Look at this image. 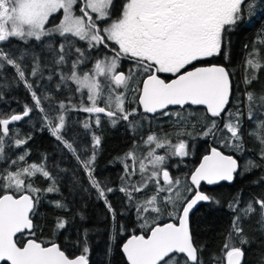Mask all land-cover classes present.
<instances>
[{
  "label": "snow or ice",
  "instance_id": "1",
  "mask_svg": "<svg viewBox=\"0 0 264 264\" xmlns=\"http://www.w3.org/2000/svg\"><path fill=\"white\" fill-rule=\"evenodd\" d=\"M246 3L247 0H127L119 16L111 19L113 0H0V45L10 42L11 38L27 41L28 38L34 37L35 40L40 41L42 37L58 33L64 37V43L60 44L57 64L65 62L68 54L65 49L73 46L68 39L69 36L86 41L89 48L98 46L110 48L113 52L111 57L97 59L92 70L83 74H80L77 69L83 63L84 53L80 48H76L75 51L79 56L72 62L71 74H61L62 82L71 80L77 85L76 91L87 90L91 106H82V111L104 113L112 119L113 125L116 124L117 119L122 118L128 121L130 116L135 114L136 109L129 112L124 108L125 93L116 91L121 88L131 89L138 94L137 102L146 113H156L169 105L182 107L188 104L203 105L211 118L203 135L214 138L217 135L223 136L222 143L225 146L239 149L242 140L240 120L242 114L239 109L232 111L226 108L230 96L228 72L224 67L215 65L196 67L190 71L187 67L195 61L220 53L223 33L241 20ZM77 6L79 14L76 13ZM252 6L248 4L249 9ZM61 10L63 15L59 23L54 27H46L50 23V18ZM108 20L111 22L108 23ZM25 55L26 53H21L19 57H15L14 54L0 47V68H3L5 63L15 68L19 80L23 81L25 87L31 92L36 107L43 111L41 97L33 91V85L27 80L25 71L19 63ZM122 57L133 62L135 71L130 69L128 74L117 71ZM246 65L257 71L264 67V63L260 62L258 49L254 48L249 53ZM38 71L37 61L31 74L36 76ZM160 73H171L175 78L162 79ZM141 75H143L142 80L138 79ZM99 77L108 81L110 88L106 107L97 105L103 88ZM255 78V76L251 79L246 77L245 83L251 84L252 79ZM133 83L136 85L135 88L131 87ZM246 99L249 104L248 118L251 120L254 118L252 105L256 102V97L253 92L248 91ZM259 102L261 106H264V96L259 98ZM59 107L64 109V103L61 102ZM31 110L26 105L22 115L13 114L8 118H0V130L3 132V135H0V158L3 155L4 137L9 133L8 125L13 121L21 120L23 116H28ZM225 113L226 117L223 115ZM45 119L48 121L52 135L75 155L76 149L72 143L64 140L61 135L64 116L59 115L57 117L59 122L55 124L47 114ZM218 121L223 122V129L220 128ZM96 122L99 124V118ZM84 127L88 128V123H85ZM225 129L230 136L225 134ZM257 129L258 131L251 134L257 135L260 143L264 144V120L258 122ZM26 142L24 139L15 140L17 147ZM153 142H155V148L150 149L147 156L139 160L141 181L128 182L131 176L135 175L136 170L126 164L125 175L121 179L127 178V180L120 191L125 193L131 201L133 192L143 191L149 181L156 180V194L143 203H138L137 211L138 215L141 212H152L157 213V216L151 227H148L147 217H141L145 220L141 227L148 228L149 234L132 235L124 243L123 252L128 264H179L177 254H183L186 257L185 264L188 262L197 264L198 249L193 244L189 230V213L198 201H209L212 197L198 190L191 199L183 197L179 189L180 180H174L167 170L161 169L165 156L157 155L155 149L164 148L167 145L170 149H174V155L184 156L187 153L183 140L173 145L167 137L159 141L154 135H149L145 143ZM99 144L100 138L94 136L93 149ZM25 155H21L18 160L24 161ZM127 157L136 161L135 153L131 151L127 153ZM77 159L80 160V157L77 156ZM94 160L95 153L81 163L88 174L90 183L96 188L100 198H104L109 211H112L104 188L93 176L90 166ZM144 160H148L152 166L149 176L144 175L149 171ZM16 163L13 161V164ZM236 168L237 161L232 156L224 155L217 148L212 147L210 154L203 157L199 167L192 173L191 182L198 186L201 181H206L210 185L219 180L231 181ZM161 171L163 186L158 179ZM38 173L45 179L53 181V185L43 191H58L54 187V178L42 164L33 163L17 167L15 171L7 170L0 173V190L3 193L0 194V262L2 264H88L85 255L70 258L54 242L45 245L32 238L24 241L15 239L17 234L23 235L25 230H32L34 227L30 215L39 203L41 189L34 186L31 178ZM111 191L113 189L107 188V192ZM187 191L191 192L192 189L188 188ZM165 192L168 195L163 197L164 203L173 206V212H170L169 216L178 220V224L156 222L161 213L160 194ZM255 203L264 210V200H257ZM56 206L63 207L60 202H56ZM178 206L182 208V212L177 210ZM252 211L254 208L249 204L245 212ZM238 221L239 218L233 221V230L242 237L243 230ZM56 227L64 228L65 221L58 220ZM244 242L246 241L241 238V243ZM224 249L226 264H241L242 249L231 243V236L229 242L224 245ZM83 252H88L87 246L84 247Z\"/></svg>",
  "mask_w": 264,
  "mask_h": 264
},
{
  "label": "trees",
  "instance_id": "2",
  "mask_svg": "<svg viewBox=\"0 0 264 264\" xmlns=\"http://www.w3.org/2000/svg\"><path fill=\"white\" fill-rule=\"evenodd\" d=\"M124 1L113 0L114 7L111 19L118 17ZM248 4L253 5L251 9L248 8ZM77 8L76 11L79 13V7L77 6ZM230 30L233 32L225 34L224 50L222 51V55L227 56L228 61H222V64L228 70L231 79V97L227 109L232 111L239 109L242 114L240 117L241 147L237 149L236 147L225 146L222 143L224 137L220 135L215 138L204 136L203 132L211 118L203 108L186 106V173H181L178 176L173 171V179L180 180L179 187L181 185L186 186V194L183 197L188 198L193 192L188 183V175L210 146L213 145L222 152L236 157L240 169L233 182L231 184L220 183L211 187L201 186V190L212 199L198 205L190 215L192 239L198 249L197 264H225L224 245L229 242L230 236L231 243L242 249L241 264H264V210L255 203L257 200H264V155H262L264 144L260 143L257 135L251 134L258 131V122L264 120V106H261L259 102V98L264 96V67L257 71L248 68L246 65L249 53L254 48L259 50L260 62L264 63V43H261L264 41V0H247L241 20ZM68 39L73 46L70 49H65L68 54L65 57V62L60 64V78L62 73L71 74L72 62L79 56L75 51L76 48H80L84 53L83 63L77 69L79 73L88 71L90 62L97 60L103 53L111 52L110 48L103 46L89 48L85 41H80L76 37L69 36ZM62 43H64V37L53 35L42 37L40 41L34 39L21 41L17 38H11L10 42L0 45L5 51L14 54L15 57H19L21 53H26L24 58L19 60V63L25 71L27 80L32 83L33 90L41 97V107L43 108L41 111L40 108L36 107L32 96L29 94L26 96L27 100H23L21 105L20 103L17 104V99L12 104L13 96L6 94L8 81L11 82L15 90L13 93L15 97L17 93L16 82L20 80L12 66L5 65L1 68L0 80H2L1 88H4V94L0 95V118L23 113L26 105L32 110L28 116H24L19 122L9 126V133L12 131V127H16L15 139L22 138L27 142L17 147L11 140L9 142L7 136L4 137L0 173L7 170L15 171L17 167L35 163L42 164L55 180L54 187L58 191L47 192L43 190L53 185L52 180L45 179L39 173L31 178L34 186L41 189L39 203L36 204L35 211L30 215L34 225L29 233L32 238L44 244L55 242L66 254H83L88 259V264H127L120 250L122 242L129 235L136 233L145 235L147 233L148 228L141 227L145 223V220L141 218L142 215L147 217L148 223L157 216V213L152 212H141L138 215L137 211L138 203H143L156 194V181H149L147 187L141 192H133L131 201L123 192L106 194V199L112 206V211H109L105 200L98 196L96 189L90 183L83 165L77 161L73 152L64 146V143L52 135L48 121H45L43 114H47L55 124L58 114V101L56 102L48 95H45V98L44 93H53L56 86L58 87L57 82L55 80L50 82L49 77H54L55 46ZM48 44L53 45V47H49ZM46 46L47 48H45ZM39 47H42L40 50L43 56L41 57L42 63L38 61L39 71L36 76H33L31 73L35 64L30 63L27 54H30V51L38 50ZM47 53H52V59L48 62H46ZM231 59L234 60L233 65ZM48 68H50L49 72H53L52 74L47 72ZM252 76L256 78L252 79L251 84H246L245 78L251 79ZM70 81L67 80L62 83L61 91L66 95L75 87ZM40 88L42 89L41 96L39 95ZM25 90L27 93L26 88ZM248 91L253 92L256 97V102L252 105L254 118L251 120L248 118L249 104L246 99ZM131 94L132 97L127 99V104L124 106L128 111L137 107L138 94L134 92ZM73 101L75 100L68 98L62 101L65 105V108L62 109L64 114L71 111ZM223 115L226 117V113ZM98 118L99 124H109L111 127L95 128V136L100 138L102 146L101 151H97L96 156L100 155L101 158L104 155L108 159L98 161L96 159L93 176L100 182L102 172H108L109 176L104 179L106 181L104 186L100 182L101 187L120 189L127 180V178L121 179L125 175L124 169L127 164L136 170L135 175L131 176V180L128 182L137 183L140 175L139 160L147 156L150 149L153 148V144L146 146L143 143L142 148L139 149L142 143L139 145L137 142L139 132L136 131L135 127H127L126 137L122 135L119 126L124 123L134 124L135 121L132 118H129L128 121L117 119L115 125H113L112 119L105 115H99ZM142 118L147 120V123L143 122L144 127H152L151 118L148 115L142 113ZM218 122L220 128L223 129V122ZM224 131L226 135L230 136L226 129ZM149 132L151 130L146 128L142 134L145 135ZM0 135H3L1 130ZM63 138L70 143L72 142L69 134L63 135ZM130 151L135 153V162L127 157V153ZM21 155H25L24 161L18 160ZM124 157L126 161H122ZM13 161L17 163L13 164ZM77 187L80 192L76 190ZM89 187L95 192L94 194L91 193V202L86 199V189ZM188 188H191L192 191H187ZM119 195L125 196V199L119 201ZM165 195L168 193L160 194L161 213L156 222H175L176 220L169 216V213L173 212V206L164 203L163 197ZM56 202H60L63 207H57ZM249 204L253 206L254 211L246 213L245 209L248 208ZM177 210L180 211L181 208L178 206ZM237 218H239L238 223L243 230L242 237L233 230V221ZM60 219L65 221V227L62 229L56 227L57 221ZM151 226L152 224L148 225V227ZM241 238L246 242L241 243ZM85 246L88 248L87 253L83 252ZM177 258L179 264H185L184 256L177 254ZM188 264L191 263L188 262Z\"/></svg>",
  "mask_w": 264,
  "mask_h": 264
},
{
  "label": "flooded vegetation",
  "instance_id": "3",
  "mask_svg": "<svg viewBox=\"0 0 264 264\" xmlns=\"http://www.w3.org/2000/svg\"><path fill=\"white\" fill-rule=\"evenodd\" d=\"M126 2H127V0L124 1V3H126ZM124 3H123V5H124ZM123 5L120 7L119 14L121 13V11L123 9ZM119 14H118V16H119ZM109 21H111V20H109ZM228 32L231 33V32H233V30H228V31L223 33V43H222V48H221V51L219 54L213 55L212 57L203 58L201 60L195 61V62H193L192 65L188 66L187 69L193 68L195 66H205V65H209V64H219V65L224 66L222 64V61L227 62L228 57L223 56L222 51L224 50V36ZM54 36H56V35H54ZM45 37H50V36H45ZM48 45H49V47H53V45H50V44H48ZM46 48H47V46H46ZM59 49H60V44H56V46H55L56 52H55L54 77L50 78V82L55 80L57 82L58 87L56 86V89L54 91L55 93L53 92L54 94L48 92V94L44 93V96L48 95V97H50L51 99H55L56 102L58 101L57 102L58 114H61V112H62V109L59 107V105L64 99L68 98V99L75 100L72 102V108H71L70 113L68 114V116H69L68 122H70V124L67 127H63V129L61 130V135L63 136V135L69 134L71 136V140H72L71 143L74 146V148L76 149V154L74 156L76 157V159H77V156L80 157V160L77 159V161L81 165H82V163H81L82 160L89 159L90 157H92L93 153H95V160L93 161L92 165L90 166L92 169V173H94L95 172L96 159H97V161L100 159L101 160L108 159V157H105L104 155L101 158H100V155L96 156L97 151H101V147H102L101 144H99V146H97L95 149H93V137L95 136V128L96 127L97 128L103 127L105 129V127L109 128V127H111V125L103 124V123L95 124V117H94L95 114L94 113H88V112L81 110L82 106H89V100H88L87 94L85 92L76 91L77 85H74L75 86L74 90H71L69 93H67V95L61 91L62 83H64V82H62L61 78H60L61 66H60V64L56 63V60L58 59L59 54H60ZM36 51H38V50L36 49L33 52L35 53ZM111 52H109V53H111ZM109 53H103L101 56H103L105 54H109ZM40 55H41V52H40ZM41 57H43V56L41 55ZM51 59H52V53H47L46 54V62H48ZM231 61H232L231 64L232 63L234 64V60L231 59ZM95 62H96V60L91 61L90 65H89V70L85 71V72H90L92 70ZM5 65H7V64L5 63ZM134 68H135V65L133 64V62L131 60L121 58V60L119 61V67H118L117 71H123L125 74H127L129 69H134ZM49 69L50 68H48L47 72H49ZM0 70L2 71L1 68H0ZM227 72H228V70H227ZM49 73L52 74L53 72H49ZM83 73H80V74H83ZM159 75L162 79H167V80H169L170 78H172L174 76L171 73H160ZM138 78L140 80H142L143 75H141ZM15 80H17V79H15ZM70 82L72 84H74L72 81H70ZM1 83H2V80H0V95H3L4 94V90H3L4 88H1ZM16 87H17V89H16L17 93H16V96L14 97L13 93L15 92V90L12 87L11 82L8 81V89H7L6 94H8L9 96H13V99L11 100L12 104L14 103L15 99H17L18 100L17 104L20 103V105H21L23 100H27L26 96L28 94L30 96H32V94L28 90V88L25 87L23 81H21V82L17 81ZM25 88L27 89V93H26ZM41 92H42V89L40 88V92H39L40 96H41ZM230 97H231V95H230ZM229 101H230V99H229ZM97 105L100 107H104V103L101 100L97 101ZM228 106H229V103H228ZM228 106H227V108H228ZM135 109H136L135 117L134 118L132 117V119L135 121L134 124L133 123H129V124L124 123V124H121L119 127H121L120 131L122 132V135L124 137H126V135H127V130H126L127 127H135L136 128V131L139 132L137 134V139H138L137 142L139 143V145H140V143H142L140 145L139 149L142 148L143 143L147 140V137L149 135H154L157 138V140H159V141H162L165 137H167V139L170 140L173 145L177 144L179 141L183 140L185 142V145H186V106L169 108V109L164 110L162 112H159L155 115H152V116L148 115L151 118L150 124L152 125V127H144L143 126L144 123H147V120H143V118H142L143 112H141V110L138 106V103H137V107H135ZM165 112H167L168 114L165 115L164 114ZM177 114H179V116H177ZM97 115L99 116V115H103V114L97 113ZM85 123H88V125H89L88 128L84 127ZM146 128H149V130H151V132L144 135V134H142V132ZM152 144L155 146V142H153ZM146 146H148V145H146ZM212 146H210L208 148L207 152L209 151V149ZM213 147H215V146H213ZM185 151H186V147H185ZM156 152L159 154H162V156H165V161H164L165 165L162 167V169L167 170L169 172V175L171 178H173V171L179 175L181 173H183V174L186 173V155H184V156L174 155L173 154L174 149H170L167 145L164 148H157ZM207 152H205L204 154H206ZM200 158H199V160H200ZM199 160H198V162H199ZM122 161H126V158L125 157L122 158ZM99 174H101V173H99ZM99 174H98V176H99ZM161 174H162V171H161ZM107 176H109L108 172H102L100 182L102 183L103 186L106 182L104 179ZM202 186H206V185L202 184ZM206 187H209V186H206ZM103 188H104L106 194H108V193L117 194V193L121 192L120 189H113V191L107 192V188H109V187H103ZM76 190L80 192L78 187ZM86 192H87L86 199L88 200V202H91V200H92V194L91 193L94 194L95 192L93 189L90 190V187L88 189H86ZM0 194H3L2 191L0 192ZM97 194L99 196L98 191H97ZM101 199H104V198H101ZM124 199H125V196L119 195V197H118L119 201H123ZM30 232L25 231L23 235L17 234V237L15 239H17L18 241H24V240H27L29 238H32L29 234ZM32 239H34V238H32ZM45 245H48V244H45ZM66 255H68L70 258H74V257L79 256L81 254L73 255V254L67 253ZM87 261H88V259H87ZM0 264H2V262ZM225 264H226V261H225Z\"/></svg>",
  "mask_w": 264,
  "mask_h": 264
},
{
  "label": "rangeland",
  "instance_id": "4",
  "mask_svg": "<svg viewBox=\"0 0 264 264\" xmlns=\"http://www.w3.org/2000/svg\"><path fill=\"white\" fill-rule=\"evenodd\" d=\"M76 10H78V8L76 7ZM76 13L77 14H79L77 11H76ZM62 15H63V13H62V10H61V12H59V13H57V14H54L51 18H50V24H48V25H46V27H54L56 24H58L59 23V20H60V18H62ZM93 15H95V14H93ZM56 20V21H55ZM58 20V21H57ZM111 21H109L108 23H110ZM53 23V24H52ZM53 35H58V36H60L58 33H53L52 35H50V36H53ZM31 39H35L34 37H32V38H28L27 40H31ZM41 48L42 47H39V49H38V51L36 52V53H34L33 51H30L29 53L30 54H27L28 55V58H29V61H30V63H36L37 61H39V63H42V58H41V55L40 54H38V53H40V50H41ZM46 48V47H45ZM113 55V52H111V53H109V54H105V55H103V56H101L99 59H104L106 56L107 57H111ZM122 59H127L126 57H122ZM130 70V69H129ZM129 70H128V73H129ZM132 71H135V68L134 69H131ZM127 73V74H128ZM100 81H101V83H102V86H103V88H102V95H101V97L98 99V100H101V101H103V103H104V107H106L107 106V98H108V96H109V94H110V88H109V85H108V81H106L103 77H99L98 78ZM139 79V78H138ZM73 85H76V84H73ZM114 87V86H113ZM131 87L132 88H135L136 87V85L133 83L132 85H131ZM116 91H122V92H124L125 93V96H126V100H125V104H124V106L127 104V99H129L130 97H132V91H131V89H129V90H125V89H117ZM81 92H85L86 94H87V90L86 89H83ZM87 98H88V94H87ZM97 100V101H98ZM89 106H91V102L89 101ZM114 107V106H113ZM135 109V108H134ZM128 111V110H127ZM132 110H129V112H131ZM70 112H67V113H63V111L61 112V114L64 116V127H67L69 124H70V122H68V114H69ZM61 114H57V117L59 116V115H61ZM95 114V124H97V118H98V115H97V113H94ZM136 114V113H135ZM135 114L134 115H132V116H130V118H134L135 117ZM43 117L45 118V114H43ZM122 119V118H121ZM45 121L47 122V120L45 119ZM59 121H58V119H56V121H55V123H58ZM16 127H13V129H12V131L7 135V137H8V140H9V142H10V140L12 141V143L14 144L15 143V138H16V134H15V132L17 131L16 129H15ZM15 134V135H14ZM20 139H22V138H20ZM7 140V141H8ZM144 144H146L145 142H144ZM146 145H151V144H146ZM153 148H155V146L153 145L152 146ZM157 149V148H156ZM155 149V150H156ZM156 154L157 155H160V156H162V154H159V153H157L156 152ZM145 164L147 165V167H148V169H149V171L147 172V173H145L144 175L145 176H149V175H151V171H152V166H151V164L148 162V160H145ZM165 165V162L160 166L161 167V169H162V167ZM87 173V172H86ZM139 176H138V182H140L141 181V173L139 172ZM178 176H180L179 174H178ZM158 179H159V183H160V185L161 186H163V180L161 179V172L159 173V176H158ZM156 181V180H155ZM137 182V183H138ZM179 189H180V191H181V193H182V196L184 195V194H186V186L185 185H181L180 187H179ZM142 217H143V215H142ZM142 222H143V220H142ZM145 222V221H144ZM153 223V221L152 222H149L148 223V225H150V224H152ZM225 261H226V258H225V254H224V263H225Z\"/></svg>",
  "mask_w": 264,
  "mask_h": 264
},
{
  "label": "water",
  "instance_id": "5",
  "mask_svg": "<svg viewBox=\"0 0 264 264\" xmlns=\"http://www.w3.org/2000/svg\"><path fill=\"white\" fill-rule=\"evenodd\" d=\"M212 65H215V66H222V65H219V64H209V65H205V66H195V67L190 68V69H187V70L190 71V70H193V69L196 68V67H208V66H212ZM222 67H224V66H222ZM224 68H225V67H224ZM226 71H227V70H226ZM174 78H175V77L173 76V77L170 78L169 80L174 79ZM229 82H230V95H231V80H230V76H229ZM229 99H230V96H229ZM137 103H138V102H137ZM138 106H139L141 112H143V113H145V114H147V115H150V116L155 115V114H157V113H159V112H162V111H164V110H167V109H169V108L182 107V106H180V105H169L166 109L158 110L156 113H146V112H144L142 106H140L139 104H138ZM184 106H192V107H200V108H203V109L205 110L206 114L210 117V114L207 113V109H206V107L203 106V105H190V104H188V105H184ZM184 106H183V107H184ZM227 106H228V105H227ZM227 106H226V108H227ZM16 114H18V115H22V113H16ZM100 114L106 115V114H104V113H100ZM106 116H107V115H106ZM9 117H10V116H9ZM23 117H24V116H23ZM7 118H8V117H7ZM19 121H20V120H19ZM19 121H13V122H11V123L8 125V128H9L10 125L15 124V123H17V122H19ZM1 131H2V130H1ZM212 147H213V146H212ZM212 147H211V148H212ZM211 148L209 149V151H208L206 154H204V155L200 158L199 162L197 163V165L195 166V168L191 171V173H190L189 176H188V183H189L190 186L192 187L193 192H192V194H191L187 199H191V198H193V197L195 196V193H196L197 190L200 191V192L203 193V194H206L204 191L201 190V186H202V184H204V185H206V186H209V187H210V186H213V185L220 184V183L231 184V183L233 182V180H234L235 175L237 174V172H238L239 169H240L239 162H238V160L236 159V157H234L232 154L224 153V152H222L219 148L215 147V148H217V150L221 151L224 155L232 156L233 159H235V160L237 161V168H236V171L233 173V179H232L231 181H229V180H219V181H217L216 183L211 184V185L208 184L206 181H201L200 184H199L198 186H197V185H193L192 182H191V175H192V173L195 171V169H196L197 167H199V165H200V163H201L203 157H204L205 155L210 154ZM161 178H162V180H163V176H162V174H161ZM206 195H207V194H206ZM205 202H208V201H198L197 204L194 205L193 208L190 210V213H189V230H190V233H191V229H190V215H191L192 212L197 208L198 205H200V204H202V203H205ZM180 212H182V208H181ZM168 222H173V223H177V224L179 223L178 220H176L175 222H174V221H163V222H158V223H168ZM25 231L30 232L31 230H25ZM141 234H142V233H136V234H132V235H141ZM147 234H149L148 231H147V233H146L145 235H147ZM132 235L127 236V237L124 239V241L122 242L121 247H120V250H121V252H122V255L124 256L125 261L127 262V264H128V261H127V258H126L125 253L123 252V245H124V243L127 242V240H128ZM191 236H192V234H191ZM192 241H193V239H192ZM54 243H55V242H54ZM56 244H57V243H56ZM193 244H194V243H193ZM194 246H195V245H194ZM178 255H182V256H184L183 254H178ZM184 257H185V256H184ZM74 258H75V257H74ZM185 259H186V257H185ZM242 259H243V256H242V258H241V263H242ZM0 263H1V262H0ZM189 263H191V262H189Z\"/></svg>",
  "mask_w": 264,
  "mask_h": 264
}]
</instances>
